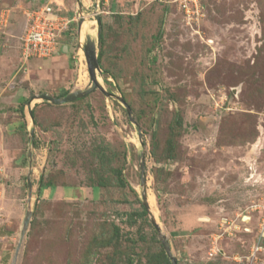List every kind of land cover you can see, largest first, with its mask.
I'll return each instance as SVG.
<instances>
[{"label":"rangeland","instance_id":"374dc122","mask_svg":"<svg viewBox=\"0 0 264 264\" xmlns=\"http://www.w3.org/2000/svg\"><path fill=\"white\" fill-rule=\"evenodd\" d=\"M42 3L77 17L69 48L24 65ZM80 9L134 123L98 89L28 113L92 86ZM161 235L177 264H264V0H0V264H164Z\"/></svg>","mask_w":264,"mask_h":264},{"label":"water","instance_id":"95a60500","mask_svg":"<svg viewBox=\"0 0 264 264\" xmlns=\"http://www.w3.org/2000/svg\"><path fill=\"white\" fill-rule=\"evenodd\" d=\"M81 12H82V9H80V14L78 13L80 18H81V14H82ZM95 20H96L97 27H98L97 39L99 41L100 35H101L102 24H101V18L98 14L95 16ZM86 23L87 22L84 20V17L78 20V33H77L78 34V48L81 49L85 55L92 86L86 90L79 89L76 91L69 92L68 94H66L63 97H50L49 95H46V94L33 96L28 101V113H29L30 117L33 119L31 104H32V101L35 99H40L42 101H46V102L53 103L56 105H62V104L72 103V102H75L77 100L83 99V98L87 97L90 93H92L93 91L98 89V90L102 91L107 98H112V99H115V100L119 101L120 103H122L124 105L125 109L127 110L128 115L130 116L131 122L134 123L131 108L128 106V104L125 102V100L122 97L107 91L103 87V85L101 84L100 78L103 76V71L101 70V67H100V63H99V59H98V55H97V45L95 43V39H93L90 34L85 35L86 37L82 36L83 26ZM67 51H68V47H67V45H65L63 47V52H67ZM33 131L34 130L32 129L31 134H33ZM143 161H144V158H143V153H142L141 154V164H140V175H141L142 187L145 188L146 177H145V166H144ZM28 186L31 189L32 185L29 181H28ZM31 198H32V194L30 192L29 199H31ZM143 205H144L145 209L149 212V203H148V199H147L146 195L143 196ZM31 216H32V211H28L26 213L25 219L23 221V228L21 231V239H20V243H19V246L17 249V253L19 251V248H20L21 242L24 238V235L28 229ZM151 222L154 224L157 231L160 232V228H159L158 224L156 223V220L153 216H151ZM160 240L162 241L164 250L166 252L167 258L170 261V264H177L176 258L172 255L171 247H170L169 242L166 240V237L161 235ZM260 245L262 247H264V237H263Z\"/></svg>","mask_w":264,"mask_h":264},{"label":"built area","instance_id":"2783aa9c","mask_svg":"<svg viewBox=\"0 0 264 264\" xmlns=\"http://www.w3.org/2000/svg\"><path fill=\"white\" fill-rule=\"evenodd\" d=\"M186 6L184 8L188 13ZM25 18V32L21 45V61L24 65L31 60H47L60 55L64 47L60 44V39L68 33L72 23L77 19L76 16L62 14L58 8L51 6V3H42L28 9ZM254 248L256 251L264 249L260 244Z\"/></svg>","mask_w":264,"mask_h":264},{"label":"trees","instance_id":"16d2710c","mask_svg":"<svg viewBox=\"0 0 264 264\" xmlns=\"http://www.w3.org/2000/svg\"><path fill=\"white\" fill-rule=\"evenodd\" d=\"M59 11L62 13V14H66V13H64L61 9H59ZM66 15H68V14H66ZM68 16H70V15H68ZM71 17V16H70ZM67 34H69V33H66L64 36H66ZM73 34V33H72ZM67 37H68V35H67ZM103 40H104V35L102 34V35H100V41L101 42H103ZM62 52V51H61ZM102 56H103V53L101 52L100 53V56H98V59H99V62H101V58H102ZM69 93V91H65V92H63L62 94H61V96H65L66 94H68ZM20 116H21V119H22V127H21V129H23V131L25 130V123H24V120H25V106L23 105L21 108H20ZM32 116H33V118L35 117V113H34V111H32ZM116 173H117V175L119 176V180H120V186H122V187H124V186H126V184L124 183V181H123V178H122V172L121 171H116ZM46 186H48V187H50L51 185L50 184H47ZM43 187H44V185H41L40 186V194H41V192H42V190H43ZM142 213H143V215H148V212H147V210L145 209V207L143 206V209H142ZM159 258L161 257L162 259H163V263L164 264H170V262H169V259L167 258V256H166V254H164V253H161V256H158ZM159 261H160V259H159Z\"/></svg>","mask_w":264,"mask_h":264},{"label":"bare ground","instance_id":"6f19581e","mask_svg":"<svg viewBox=\"0 0 264 264\" xmlns=\"http://www.w3.org/2000/svg\"><path fill=\"white\" fill-rule=\"evenodd\" d=\"M83 29H84V30H82V31H85L87 34H91V33H92V29L89 28V27H85V25L83 26ZM88 31H89V32H88ZM79 54L81 55V57L84 56L82 50L79 51ZM81 71H82V70H81ZM84 76H85V75H84ZM84 80H85V79H84ZM84 80H83V81H84ZM83 81H82V82H83ZM85 81H86V80H85ZM151 205H152L153 209L155 210V204H154L153 198H151Z\"/></svg>","mask_w":264,"mask_h":264},{"label":"crops","instance_id":"0c3cea01","mask_svg":"<svg viewBox=\"0 0 264 264\" xmlns=\"http://www.w3.org/2000/svg\"><path fill=\"white\" fill-rule=\"evenodd\" d=\"M65 45H67V44H64V46H65ZM68 46H69V45H67V47H68ZM68 48H69V47H68ZM35 60H36V59H35ZM31 61H32V60H31Z\"/></svg>","mask_w":264,"mask_h":264},{"label":"clouds","instance_id":"9594fccd","mask_svg":"<svg viewBox=\"0 0 264 264\" xmlns=\"http://www.w3.org/2000/svg\"><path fill=\"white\" fill-rule=\"evenodd\" d=\"M260 244V243H259ZM264 248V247H263Z\"/></svg>","mask_w":264,"mask_h":264},{"label":"flooded vegetation","instance_id":"af4514ba","mask_svg":"<svg viewBox=\"0 0 264 264\" xmlns=\"http://www.w3.org/2000/svg\"><path fill=\"white\" fill-rule=\"evenodd\" d=\"M263 239V238H262Z\"/></svg>","mask_w":264,"mask_h":264}]
</instances>
